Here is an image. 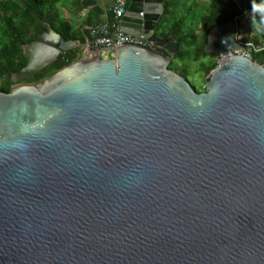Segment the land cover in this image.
<instances>
[{"label": "water", "instance_id": "water-1", "mask_svg": "<svg viewBox=\"0 0 264 264\" xmlns=\"http://www.w3.org/2000/svg\"><path fill=\"white\" fill-rule=\"evenodd\" d=\"M162 10L130 0L122 29L167 55L87 38L26 83L73 41L47 28L23 46L0 91V264H264V66L219 57L197 92L168 67ZM222 27L210 55L241 45Z\"/></svg>", "mask_w": 264, "mask_h": 264}, {"label": "trees", "instance_id": "trees-1", "mask_svg": "<svg viewBox=\"0 0 264 264\" xmlns=\"http://www.w3.org/2000/svg\"><path fill=\"white\" fill-rule=\"evenodd\" d=\"M59 1L0 0V91L8 92L15 83L12 81V76L27 62L23 54V46L36 40L40 30L50 27L65 41L79 39L81 44L84 43L83 38H77L72 32L70 24L60 19L57 7ZM178 4L179 0L164 1L163 14L155 31L158 37H172L178 43L179 50L170 60L168 67L187 80L192 71L190 68L192 63H198L195 72L201 71L203 76H207L217 66L215 56L210 55L205 50L203 42L199 43L197 33L186 32L183 16L172 21L166 30H159L163 21L172 14V9L176 8ZM248 15H253L252 23L254 26V33L249 37L248 42L257 47V50L252 51L251 59L264 66V4L260 0H247L246 2L240 0H208L206 12L199 19L200 29L204 36L212 29L224 25H235L236 30L241 31L244 29V25L239 19L246 18ZM112 18L113 14L110 13L108 19L111 20ZM29 31H32L30 36L28 35ZM86 37L89 39L87 33ZM159 51L163 52L162 50ZM77 58H79V52L66 50L60 54L54 63L45 67L35 76L22 80V82H36L53 74ZM192 87L197 92L203 90V88L198 90L193 85Z\"/></svg>", "mask_w": 264, "mask_h": 264}, {"label": "rangeland", "instance_id": "rangeland-1", "mask_svg": "<svg viewBox=\"0 0 264 264\" xmlns=\"http://www.w3.org/2000/svg\"><path fill=\"white\" fill-rule=\"evenodd\" d=\"M242 2H246L247 0H240ZM262 4H264V0H260ZM164 2V0H163ZM208 5V0H179V4L176 8L172 9V14L168 16L161 25L159 30H166V28L171 24L172 21L177 19L180 16H183L185 19L184 22V29L187 31H194L199 36V43H204L206 45L208 39H212L211 36L216 33L215 31H210L206 36H204L203 31L200 29V16L206 12ZM59 4L57 5V7ZM163 14V10L160 14L159 19L161 18ZM159 19L157 21L156 27L158 25ZM253 15H248L246 18H240L239 21L244 25V29L241 31H237L235 25H229L230 30H234L235 32V39L241 44L238 49H241L243 51V48L246 50L247 46H245V43H248L249 37H251L254 33V26L252 23ZM32 34V31H29L28 35L30 36ZM161 37V36H160ZM84 46L81 45V49L79 51V57H81L84 53ZM193 50V48H190ZM153 50H160L156 47H154ZM250 54V51L247 53ZM175 56V55H174ZM219 55L215 56L216 62H218ZM250 57V56H249ZM179 63V62H178ZM180 64V63H179ZM180 66V65H179ZM191 72L189 73V76L187 77V81L190 82L196 89H202L204 88L206 76H203L201 71H196L195 69L198 68V63H192ZM195 72V73H194ZM15 78V76H13Z\"/></svg>", "mask_w": 264, "mask_h": 264}, {"label": "built area", "instance_id": "built-area-1", "mask_svg": "<svg viewBox=\"0 0 264 264\" xmlns=\"http://www.w3.org/2000/svg\"><path fill=\"white\" fill-rule=\"evenodd\" d=\"M129 6L128 0H113L112 13L113 18L111 20L102 21L98 25L89 28V42L93 49L101 51L108 49H116L125 45L141 46L154 49L152 43H150L142 34L135 35L126 32L122 29V17L125 16ZM142 15V12H140ZM247 49H231L219 55L220 57H228L231 55H243L251 58L253 50H257V47L253 46L251 42L245 43ZM248 51L250 54L248 55Z\"/></svg>", "mask_w": 264, "mask_h": 264}, {"label": "crops", "instance_id": "crops-1", "mask_svg": "<svg viewBox=\"0 0 264 264\" xmlns=\"http://www.w3.org/2000/svg\"><path fill=\"white\" fill-rule=\"evenodd\" d=\"M58 4L60 19L70 24L72 32L77 38L84 39L83 44L79 42V39L73 41V44L67 50L79 52L81 45L85 47L86 33L89 36V28L98 25L102 21L109 20L113 0H60ZM228 33V29L218 28L211 38L217 40L224 34L225 36L228 35Z\"/></svg>", "mask_w": 264, "mask_h": 264}, {"label": "bare ground", "instance_id": "bare-ground-1", "mask_svg": "<svg viewBox=\"0 0 264 264\" xmlns=\"http://www.w3.org/2000/svg\"><path fill=\"white\" fill-rule=\"evenodd\" d=\"M154 4H156V3H154ZM153 7L157 8V7H158V5H153Z\"/></svg>", "mask_w": 264, "mask_h": 264}, {"label": "flooded vegetation", "instance_id": "flooded-vegetation-1", "mask_svg": "<svg viewBox=\"0 0 264 264\" xmlns=\"http://www.w3.org/2000/svg\"><path fill=\"white\" fill-rule=\"evenodd\" d=\"M37 38H38V37H37ZM61 54H62V53H61ZM59 56H60V55H59ZM19 71H20V70H19ZM13 76H14V75H13ZM13 76H12V81H13V79H14ZM14 84H15V83H14Z\"/></svg>", "mask_w": 264, "mask_h": 264}]
</instances>
